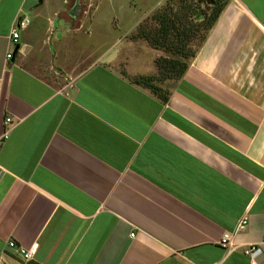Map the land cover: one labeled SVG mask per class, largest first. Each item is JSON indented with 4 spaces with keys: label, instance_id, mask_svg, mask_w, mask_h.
<instances>
[{
    "label": "crops",
    "instance_id": "crops-1",
    "mask_svg": "<svg viewBox=\"0 0 264 264\" xmlns=\"http://www.w3.org/2000/svg\"><path fill=\"white\" fill-rule=\"evenodd\" d=\"M81 1L0 0V264H250L243 249L264 239V0H226L162 94L131 78L155 74L147 44L83 33ZM243 215L236 249L220 246ZM9 242L37 244L34 258Z\"/></svg>",
    "mask_w": 264,
    "mask_h": 264
},
{
    "label": "rangeland",
    "instance_id": "rangeland-1",
    "mask_svg": "<svg viewBox=\"0 0 264 264\" xmlns=\"http://www.w3.org/2000/svg\"><path fill=\"white\" fill-rule=\"evenodd\" d=\"M56 1L59 0H52L51 4L54 5ZM222 1L224 2V0H82V32H92L94 27L106 28L108 26V31L111 33L108 40L115 38L117 39L116 43L119 44L118 39H122L119 46L124 44L123 38H126V36L130 40H139L140 43L142 41L146 43L147 48L145 49L148 50L149 48L150 52L143 50L142 47L139 50L145 52L146 56L151 57L155 74L131 78L148 88L152 93L162 94L164 91L158 84L164 81L177 80L171 70L164 69L165 65L163 64V57L179 58L178 55H180L183 41L179 37L181 34H177L176 31H183V38H185V33L191 30L189 34L187 32L190 40L182 47L188 48V50H198L202 44V38L206 37L207 34L208 18L215 8L220 6ZM159 15H165V18H167V21L164 22V28H166V32L172 34L173 41H168V38L164 41L158 36L159 23L155 19ZM169 21H173L178 26L176 31L167 28V25H170ZM163 34L167 35L168 33ZM157 37L161 39L159 46L155 44L156 41L154 40ZM102 38H105V35ZM174 43L177 44L174 45ZM121 48L119 53L123 59L124 52ZM157 54L161 55L157 56ZM132 57L134 58V55ZM132 57H129V59L131 60ZM132 60L136 62L138 59ZM167 68H170V66Z\"/></svg>",
    "mask_w": 264,
    "mask_h": 264
},
{
    "label": "built area",
    "instance_id": "built-area-1",
    "mask_svg": "<svg viewBox=\"0 0 264 264\" xmlns=\"http://www.w3.org/2000/svg\"><path fill=\"white\" fill-rule=\"evenodd\" d=\"M29 0H22V3H25ZM33 1H38V0H33ZM29 23L28 18L26 17V15L24 14H19V16L15 19L14 24H13V28H12V34H11V39L13 44L17 43L18 37H19V30L25 28ZM13 56V52H9L6 55L7 59H11ZM12 120L10 118H7L5 120V132L3 134V139H7L8 138V134H9V127L10 125H12ZM248 225V216L247 215H243L241 216V218L239 219V221L236 224L235 230L232 233H224L221 237V239L218 241L219 245L229 249V250H234L236 249V246L234 245V243H232L231 239L232 236L236 233L242 232L247 228ZM131 236H134V234H131ZM9 247L14 249L16 251V254L24 261H29L32 260L36 254V250H37V244H34L33 246H31L30 248L26 249L22 246H18L16 245L14 242H9ZM263 248H264V239L261 240L258 243H254V244H249L247 246H245V248L243 249V254L248 256L249 260H250V264H258L257 259L262 255L263 253Z\"/></svg>",
    "mask_w": 264,
    "mask_h": 264
},
{
    "label": "trees",
    "instance_id": "trees-1",
    "mask_svg": "<svg viewBox=\"0 0 264 264\" xmlns=\"http://www.w3.org/2000/svg\"><path fill=\"white\" fill-rule=\"evenodd\" d=\"M225 3H226L225 0H224V2L222 1V3H220V6L215 8L213 13L209 16V18H208V22L209 23H208V25L206 27L207 33L209 32V30L212 28V26L214 25V23L218 19V17L220 15ZM155 20H157V22L159 23V29H158L159 34H158V36L161 39H163L164 41H166L167 38H168V41H173V39L171 38L172 34H169V32H166L165 31L166 28H164L165 27L164 26V22L167 21V18H165V15H159L158 18H156ZM169 22H170V25L169 26L167 25V28L172 29V31H176L178 29V26L176 24H174L173 21H169ZM187 32L189 34V32H191V30H188ZM187 32L185 33V36H184L185 38H183V31L182 32L176 31L177 34H179V35L181 34L179 37H181V39H182L181 41H183V43L181 45V51L179 52L180 55H178L179 58L175 59V58H172V57L170 58V57H167V56L163 57L164 58L163 59V64L166 67V68L164 67V69L171 70L173 75H175L177 77L176 79H180L184 75L186 69L189 66L190 60L194 57L195 53L197 52V50H194V49L193 50H188V48L185 49V47H182L190 40L189 37L187 36ZM163 33H168V34L164 35ZM159 37L154 38V40L156 41L155 44L158 45V46H159V44L161 42V39H159ZM205 39H206V37L202 38V44L205 41ZM176 44L174 43V45H176ZM158 49H159V47H158ZM168 51H170V50H168ZM169 66H170V68H167ZM161 69L164 70L163 68H161Z\"/></svg>",
    "mask_w": 264,
    "mask_h": 264
},
{
    "label": "water",
    "instance_id": "water-1",
    "mask_svg": "<svg viewBox=\"0 0 264 264\" xmlns=\"http://www.w3.org/2000/svg\"><path fill=\"white\" fill-rule=\"evenodd\" d=\"M41 3H42V0H38L37 6H39ZM76 7H77V4L75 5V8L74 9H76Z\"/></svg>",
    "mask_w": 264,
    "mask_h": 264
}]
</instances>
